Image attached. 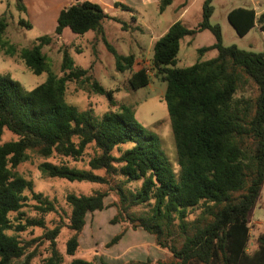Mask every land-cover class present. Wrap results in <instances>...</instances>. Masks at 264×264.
Returning <instances> with one entry per match:
<instances>
[{
  "label": "trees",
  "instance_id": "trees-1",
  "mask_svg": "<svg viewBox=\"0 0 264 264\" xmlns=\"http://www.w3.org/2000/svg\"><path fill=\"white\" fill-rule=\"evenodd\" d=\"M74 1L59 11L53 36H40L31 48L20 52L29 71L34 75L48 72L41 49L66 28L79 36L89 31L99 34L114 58L116 71H131L134 56L118 55L103 38L104 10L92 1ZM156 1L159 13L173 3ZM212 2L203 1L201 20L195 27L189 29L177 21L152 47L150 63L166 85L162 99L174 139L177 176L157 136L137 121L131 106L120 105L117 111L96 118L90 110L79 111L65 102L66 85L75 82L89 83L93 93L114 105L113 91L104 90L87 69L74 66L67 56L61 77L48 74L31 91L24 90L9 73H0V264H30L35 247L44 243L47 258L43 264H63L65 256L70 258L68 264H97L75 255L86 216L104 209L108 192L67 194V222L46 228L44 217L58 213L54 202L36 192L16 171L31 157L43 160L37 169L47 178L105 185L113 191L117 202L111 223L142 230L171 254L172 261L155 264H264V222L248 250L249 222L264 185V53L224 47L219 25L210 24ZM226 18L239 37L254 27L264 34V13L257 16L251 8H236ZM19 23L29 28L28 23ZM5 26L0 21V34ZM203 31L212 35L213 44L198 49L191 66L176 67L180 41ZM209 51H215V57L201 60ZM242 79L256 87L253 99L235 98ZM127 82L133 91L148 86L147 69L131 72ZM5 132L12 138L4 140ZM88 147L94 154L86 162L87 169L48 162L51 158L84 162ZM134 181L141 182L139 189H126ZM146 203H152L149 213L131 211ZM24 208L32 209L36 217H27ZM196 211L201 213L189 222L187 217ZM63 227L72 232L64 242L65 256L57 244ZM33 228L43 232L30 239L21 237ZM122 236H114L105 247L118 243Z\"/></svg>",
  "mask_w": 264,
  "mask_h": 264
},
{
  "label": "rangeland",
  "instance_id": "rangeland-1",
  "mask_svg": "<svg viewBox=\"0 0 264 264\" xmlns=\"http://www.w3.org/2000/svg\"><path fill=\"white\" fill-rule=\"evenodd\" d=\"M71 0H0V21L6 24L0 34V73H9L13 80L17 81L24 90L31 91L43 84L48 74L56 77L63 75V59L67 56L74 66L88 70V75L106 91H113L114 105H109L103 95L93 93L89 83L78 84L69 82L66 85L65 102L74 106L79 111L90 110L99 118L103 113L115 112L120 105L131 106L135 110V118L150 133L158 138L159 147L171 172L177 176L179 172L174 139L170 128L169 118L165 103L162 99L165 83L155 75L150 63L152 42L175 20L170 8L159 13L157 5L150 0L146 6H134L132 11L120 8L109 10V17L129 23L122 27V23L113 24L106 20L103 23L105 35L103 38L109 46L118 54L127 56L133 54L137 59L134 69L146 68L150 78L148 86L138 90H131L128 86V71L119 73L115 69L114 58L106 48L99 34L89 31L81 36L72 34L65 29L63 34L44 45L41 49L49 66L46 73L32 74L20 59V52L31 48L35 40L43 35L53 36L56 26V17L60 10L68 7ZM112 2V0H106ZM204 0H191L181 23L193 28L201 19V8ZM24 6V11L19 10V5ZM213 14L210 24L219 25L221 29L222 45L224 47L235 46L244 51L264 53V34L257 28L251 29L245 36L236 35L227 21V13L236 8L254 9L256 15L264 13V0H213ZM131 14L136 17L132 21ZM23 21L29 24V28L20 24ZM132 26V27H131ZM213 37L208 31L198 33L192 37H185L180 41V49L176 56V67L191 66L197 59V50L209 46ZM215 51L206 52L201 60L214 58ZM137 64V65H136ZM257 94L256 87L248 80L242 79L235 94V98L253 99ZM12 136L5 132L4 140ZM94 151L88 147L85 151L84 162L72 163L59 158H51L48 162H63L69 167L87 169L86 162L93 156ZM117 155V153H115ZM42 159L31 157L29 161L17 167L19 176L33 185L36 192L42 193L48 200L53 201L57 214L50 213L44 217L46 228H51L58 222L66 223L70 209L65 203L67 194L91 195L95 191L108 192L104 200V209L95 211L86 216L85 226L80 233L79 249L76 258L84 261H93L97 264H155L157 260L172 261L171 254L155 245L153 236L140 229H133L127 223H111L116 215L113 204L117 197L113 191H108L107 186L90 183H69L65 180L50 179L43 176L37 166ZM102 174V172H97ZM140 181H134L126 185L130 191L138 190ZM28 204L32 205L33 202ZM152 203L140 205L132 212L142 214L149 213ZM27 217H36L30 208L23 209ZM201 212L196 211L187 217L192 222ZM264 222V185L251 215L249 222L250 243L248 250L252 249L251 241L261 232V223ZM42 229L33 228L23 233V239L40 236ZM123 233L118 243L106 248L105 245L116 235ZM72 234L66 227L61 228L57 237L59 252L64 255V242ZM40 246V247H38ZM36 255L30 264H43L47 258L46 244H37ZM69 257H64L63 264H68Z\"/></svg>",
  "mask_w": 264,
  "mask_h": 264
},
{
  "label": "crops",
  "instance_id": "crops-1",
  "mask_svg": "<svg viewBox=\"0 0 264 264\" xmlns=\"http://www.w3.org/2000/svg\"><path fill=\"white\" fill-rule=\"evenodd\" d=\"M88 1H92V2H95L96 4H98L103 10H104V12L106 13V16H107V19H105L103 22H102V29H103V33H104V35H105V32H104V28H103V23L106 21V20H110L109 22H111V23H113V24H119V23H122L120 20H117V19H114V18H111V17H109V10H112V9H117V8H120V9H122V10H129V11H132L133 9V7L134 6H146L147 4H148V2L150 1V0H112V2H108V1H106V0H88ZM155 3H156V5H157V1L156 0H153ZM75 1L74 0H71L70 1V3L68 4V6L70 5V4H72V3H74ZM185 2V0H173V3L170 5V6H168L167 8H170V11L172 12V14H174L175 15V20L174 21H172V23L169 25V26H167L165 29H164V31L152 42V45H151V49H152V47H153V44H154V42L159 38V37H161L167 30H168V28L173 24V23H175V22H177V21H179V22H181L182 21V18H183V15L185 14V12H186V10H187V7H188V5L191 3V0H187V2L186 3H184ZM120 6H124L126 9H123L122 7H120ZM67 7V6H66ZM65 8V7H64ZM166 8V9H167ZM157 9H158V7H157ZM165 9V10H166ZM164 10V11H165ZM254 10V9H253ZM163 11V12H164ZM162 12V13H163ZM161 14V13H160ZM132 16H131V19H132V21H134V22H136V17L133 15V14H131ZM58 16V15H57ZM56 19H57V17H56ZM201 20V19H200ZM200 22V21H199ZM198 22V23H199ZM197 23V24H198ZM122 24H125V26H127V25H131V24H127V23H122ZM196 24V25H197ZM184 25V24H183ZM185 26V25H184ZM132 27V26H131ZM195 27V26H194ZM187 28H189L190 29V27H187ZM55 29V28H54ZM67 29V28H66ZM65 30V29H64ZM63 30V31H64ZM68 30V29H67ZM204 32V31H203ZM62 34H63V32H62ZM184 39V38H183ZM213 42H214V39H213ZM213 42L211 43V44H213ZM210 44V45H211ZM209 45V46H210ZM133 55V54H132ZM134 56V55H133ZM136 61H137V59H135V57H134V64L136 63ZM133 64V67L131 68V71L132 72H134V71H137V70H135L134 69V65ZM137 65V64H136ZM84 69V68H83ZM138 70H139V68H138ZM129 73H130V71H128ZM253 213V212H252ZM262 224L263 223H261L260 224V226L262 227ZM251 245H252V243H251Z\"/></svg>",
  "mask_w": 264,
  "mask_h": 264
},
{
  "label": "built area",
  "instance_id": "built-area-1",
  "mask_svg": "<svg viewBox=\"0 0 264 264\" xmlns=\"http://www.w3.org/2000/svg\"><path fill=\"white\" fill-rule=\"evenodd\" d=\"M147 72H148V70H147Z\"/></svg>",
  "mask_w": 264,
  "mask_h": 264
}]
</instances>
